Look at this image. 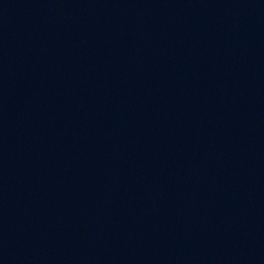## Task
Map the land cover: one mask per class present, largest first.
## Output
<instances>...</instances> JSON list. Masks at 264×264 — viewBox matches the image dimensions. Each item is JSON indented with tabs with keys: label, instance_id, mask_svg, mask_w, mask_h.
<instances>
[{
	"label": "water",
	"instance_id": "obj_1",
	"mask_svg": "<svg viewBox=\"0 0 264 264\" xmlns=\"http://www.w3.org/2000/svg\"><path fill=\"white\" fill-rule=\"evenodd\" d=\"M264 233V0H0V264H245Z\"/></svg>",
	"mask_w": 264,
	"mask_h": 264
}]
</instances>
